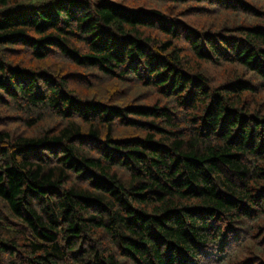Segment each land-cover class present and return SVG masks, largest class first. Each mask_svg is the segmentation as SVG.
I'll return each instance as SVG.
<instances>
[{"label": "trees", "instance_id": "obj_1", "mask_svg": "<svg viewBox=\"0 0 264 264\" xmlns=\"http://www.w3.org/2000/svg\"><path fill=\"white\" fill-rule=\"evenodd\" d=\"M0 264H264V0H0Z\"/></svg>", "mask_w": 264, "mask_h": 264}]
</instances>
